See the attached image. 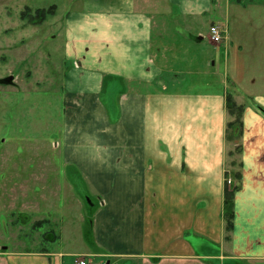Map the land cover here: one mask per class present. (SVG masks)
Returning <instances> with one entry per match:
<instances>
[{
	"label": "crops",
	"instance_id": "obj_1",
	"mask_svg": "<svg viewBox=\"0 0 264 264\" xmlns=\"http://www.w3.org/2000/svg\"><path fill=\"white\" fill-rule=\"evenodd\" d=\"M137 1L84 0L83 11L70 18L77 20L75 27L88 25L94 31L83 41L99 42L101 62H116L113 68L86 70L82 87L76 88L94 105L84 111L99 115L98 122L93 116L85 119L86 129L98 125L101 136L116 144L102 149L92 140L96 151L82 152L84 156L68 152L70 158L83 159L76 163L104 197L93 233L108 254L105 264H264V41H233L232 36L210 41L218 50L224 46L223 63L203 66L200 72L211 76L202 81L205 86H196L197 81L185 86L181 73L165 78L166 66L159 62L172 61L174 44L153 41L155 26ZM162 3L176 4L183 12L188 0ZM256 6L263 9L259 12ZM256 6L260 31L264 0ZM90 15L98 21H88ZM233 17L228 10L225 18H218L223 39L228 28H239L237 21L231 28ZM104 93L111 102L104 103ZM229 94L244 105L242 133L234 140L227 138ZM108 106H116L115 120L108 118ZM74 110L84 112L83 106ZM232 161L235 166L230 167ZM226 169L241 174L228 240L222 215ZM88 250L81 254L88 255ZM72 254H12L3 247L0 264H69Z\"/></svg>",
	"mask_w": 264,
	"mask_h": 264
},
{
	"label": "rangeland",
	"instance_id": "obj_2",
	"mask_svg": "<svg viewBox=\"0 0 264 264\" xmlns=\"http://www.w3.org/2000/svg\"><path fill=\"white\" fill-rule=\"evenodd\" d=\"M162 1L138 0L137 5L155 26L153 41L174 44L172 61L159 62L167 67L165 78L181 73L179 81H186L185 86L189 81L205 86L202 81H210L211 76L200 72L203 66L223 63L224 46L218 50L210 42V27L220 22L218 18H225L228 10L237 16L231 19V28L237 25L235 21L239 28H246H228L222 41L231 36L233 41H264V30L255 27L259 21L254 11L262 0H188L183 12L180 6H167ZM83 3L0 0V79L14 77L12 84H0V252L3 247L12 254L62 250L74 253L69 264L76 260H86L87 264L108 261L93 233L94 215L104 205V197L76 163L82 158L68 157V152L84 156L82 152L96 151L92 140H98L102 149L116 144L101 136L100 126L88 125L86 129L84 121L93 115L84 108L94 105L82 90L76 91L83 85L86 70L116 65L112 59L101 62L99 42L84 45V36L91 38L94 32L88 25L77 28L73 24L77 20L71 21L83 11ZM52 5L57 7L56 14L42 23L22 17L27 9L34 15L37 9ZM257 9L260 12L263 8ZM96 18L90 15L88 21H98ZM241 18L245 22L239 23ZM121 84L117 85L123 87ZM106 96H102L104 103L111 102ZM77 106H83L84 112L74 110ZM107 108L108 118L115 120L116 106ZM96 117L99 115L93 120L98 122ZM39 221L46 223L35 226ZM87 246L90 253L81 254Z\"/></svg>",
	"mask_w": 264,
	"mask_h": 264
},
{
	"label": "trees",
	"instance_id": "obj_3",
	"mask_svg": "<svg viewBox=\"0 0 264 264\" xmlns=\"http://www.w3.org/2000/svg\"><path fill=\"white\" fill-rule=\"evenodd\" d=\"M57 7L56 5L50 6L48 9L39 8L36 10L35 14H30V9H27L22 14V17L27 18L34 24L42 23L48 17L54 16L56 14ZM226 108L228 113L232 117V120L227 125V138L228 140H234L239 138L242 133V117L244 112V105L238 104L234 97L229 94L226 96ZM239 150V146L236 148V151ZM235 153H230V156H233ZM230 167L235 166V161H232ZM232 178L234 183L232 186H228L225 181V190H224V207H223V219L225 221V231L226 239H229V233L232 232L234 226V198L236 192L240 189L241 174L238 171H233L232 169H226L225 180ZM46 221H39L35 226H43Z\"/></svg>",
	"mask_w": 264,
	"mask_h": 264
},
{
	"label": "built area",
	"instance_id": "obj_4",
	"mask_svg": "<svg viewBox=\"0 0 264 264\" xmlns=\"http://www.w3.org/2000/svg\"><path fill=\"white\" fill-rule=\"evenodd\" d=\"M225 33L224 28L221 25H213L210 27V40L213 43H220L223 40ZM227 185L230 187L233 185L234 180L230 177L225 180ZM75 264H87L86 260H76Z\"/></svg>",
	"mask_w": 264,
	"mask_h": 264
},
{
	"label": "water",
	"instance_id": "obj_5",
	"mask_svg": "<svg viewBox=\"0 0 264 264\" xmlns=\"http://www.w3.org/2000/svg\"><path fill=\"white\" fill-rule=\"evenodd\" d=\"M14 80L13 76H10L8 78L5 79H0V84H12Z\"/></svg>",
	"mask_w": 264,
	"mask_h": 264
}]
</instances>
